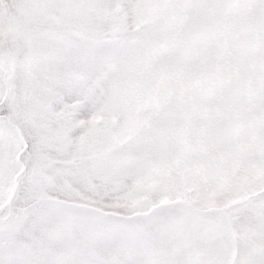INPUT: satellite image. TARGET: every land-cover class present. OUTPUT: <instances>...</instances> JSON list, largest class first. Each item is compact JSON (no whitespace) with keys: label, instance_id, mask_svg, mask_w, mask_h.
Returning <instances> with one entry per match:
<instances>
[{"label":"snow or ice","instance_id":"6c2138e0","mask_svg":"<svg viewBox=\"0 0 264 264\" xmlns=\"http://www.w3.org/2000/svg\"><path fill=\"white\" fill-rule=\"evenodd\" d=\"M0 264H264V0H0Z\"/></svg>","mask_w":264,"mask_h":264}]
</instances>
